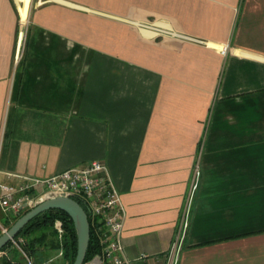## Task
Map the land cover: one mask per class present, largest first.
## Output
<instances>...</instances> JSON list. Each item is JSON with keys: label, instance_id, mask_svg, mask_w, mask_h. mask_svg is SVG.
I'll return each instance as SVG.
<instances>
[{"label": "crops", "instance_id": "crops-1", "mask_svg": "<svg viewBox=\"0 0 264 264\" xmlns=\"http://www.w3.org/2000/svg\"><path fill=\"white\" fill-rule=\"evenodd\" d=\"M33 3L0 0L1 182L100 161L129 264H264V0Z\"/></svg>", "mask_w": 264, "mask_h": 264}, {"label": "built area", "instance_id": "built-area-1", "mask_svg": "<svg viewBox=\"0 0 264 264\" xmlns=\"http://www.w3.org/2000/svg\"><path fill=\"white\" fill-rule=\"evenodd\" d=\"M1 174L0 170V176ZM62 196L78 203L80 201L86 207L94 233L102 247L101 254L85 264H129L123 243L125 211L109 176L108 167L100 161L67 169L47 179L24 178L19 186L0 182V234L3 235L10 229L8 225L14 223V218L32 210L40 202ZM54 230L61 247L58 255L47 262L37 261L30 255L23 247V238L12 240L10 246L18 250L25 264H52L56 259L64 258L65 228L61 220L55 221ZM174 256L171 264H176ZM141 260L146 262V257L142 256Z\"/></svg>", "mask_w": 264, "mask_h": 264}, {"label": "trees", "instance_id": "trees-1", "mask_svg": "<svg viewBox=\"0 0 264 264\" xmlns=\"http://www.w3.org/2000/svg\"><path fill=\"white\" fill-rule=\"evenodd\" d=\"M79 204L86 210V207L79 201ZM27 213V212H26ZM24 213V214H26ZM23 214V215H24ZM22 215V216H23ZM22 216L15 219L14 223L20 219ZM89 216V223L91 228V236H90V243L88 252L86 255L85 263L93 259L96 255L101 254L102 247L100 245L98 237L94 233V228L91 223V217ZM56 220H61L64 224L65 228V235L63 239V249H64V259L67 264H73L78 251V236L77 231L75 228V225L70 218V216L62 211L57 209H51L48 210L36 218H34L32 221H30L19 233V235L15 238L17 240L18 238H23L25 241V245L23 246L24 249L32 256H37L40 252L41 248L43 246H46L49 242V236L56 235V232L54 230V223ZM13 224H9V228ZM256 234V233H251ZM2 234H0L1 236ZM250 234H245L242 236H247ZM242 236H237L242 237ZM50 246L53 250H59L60 244L58 242H55L54 240H51ZM214 242H206L204 244H199L197 247L205 246L212 244ZM11 245V242L4 247L1 252L5 251L9 246ZM84 263V264H85ZM0 264H23L20 261L15 260L14 257H8V256H0Z\"/></svg>", "mask_w": 264, "mask_h": 264}, {"label": "water", "instance_id": "water-1", "mask_svg": "<svg viewBox=\"0 0 264 264\" xmlns=\"http://www.w3.org/2000/svg\"><path fill=\"white\" fill-rule=\"evenodd\" d=\"M51 209L62 210L72 219L78 236V251L73 264H84L91 236L89 216L77 201L65 196L42 201L18 219L5 234L0 236V252L19 235L30 221Z\"/></svg>", "mask_w": 264, "mask_h": 264}, {"label": "rangeland", "instance_id": "rangeland-1", "mask_svg": "<svg viewBox=\"0 0 264 264\" xmlns=\"http://www.w3.org/2000/svg\"><path fill=\"white\" fill-rule=\"evenodd\" d=\"M34 0H31V6H30V11L33 7V3ZM29 11V14H30ZM1 182V180H0ZM2 183V182H1ZM16 219V218H14ZM51 240H54L55 242H58L57 236L53 235V236H49V242ZM47 243L46 246H43L40 250V252L38 253L37 256H33L37 261L40 262H47L48 260H50L51 258H55L58 255V250H53L50 246V243ZM59 243V242H58ZM0 256H8V257H14L15 260L20 261L21 263L25 264V260L24 258L20 255V253L18 252V250L16 248H11L8 247L5 251H3V255ZM52 264H67L64 258H58L54 261V263Z\"/></svg>", "mask_w": 264, "mask_h": 264}, {"label": "bare ground", "instance_id": "bare-ground-1", "mask_svg": "<svg viewBox=\"0 0 264 264\" xmlns=\"http://www.w3.org/2000/svg\"><path fill=\"white\" fill-rule=\"evenodd\" d=\"M28 18H29V15H28V12H26V13H25V16H24V19H23V25H22L21 35H20L19 46L22 45V43H23L24 30H25V28H26V26H27Z\"/></svg>", "mask_w": 264, "mask_h": 264}]
</instances>
